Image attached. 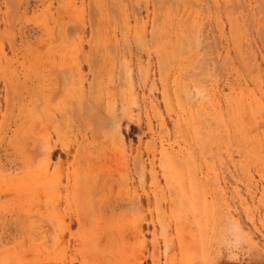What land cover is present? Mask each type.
Returning a JSON list of instances; mask_svg holds the SVG:
<instances>
[{
  "label": "rangeland",
  "instance_id": "374dc122",
  "mask_svg": "<svg viewBox=\"0 0 264 264\" xmlns=\"http://www.w3.org/2000/svg\"><path fill=\"white\" fill-rule=\"evenodd\" d=\"M71 262L264 264V0H0V264Z\"/></svg>",
  "mask_w": 264,
  "mask_h": 264
},
{
  "label": "bare ground",
  "instance_id": "6f19581e",
  "mask_svg": "<svg viewBox=\"0 0 264 264\" xmlns=\"http://www.w3.org/2000/svg\"><path fill=\"white\" fill-rule=\"evenodd\" d=\"M88 111H89V110H88ZM91 114H92V112H91ZM95 114H96V113H95ZM91 116H92V115H91ZM93 116H94V115H93ZM101 116H102V115H101ZM83 118H84V117H83ZM94 118H95V120L99 121L98 119H96L95 116H94ZM92 119H93V118H92ZM104 120L106 121V118H105ZM97 121H95V122H97ZM91 122H92V121H91ZM100 123H103V122L101 121ZM108 123H109V122H108ZM96 124H97V123H96ZM96 124L94 123V125H96ZM98 125H99V124H98ZM100 127H101V126H100ZM57 134H58V133H57ZM27 135H28V134H27ZM45 139H46V138H45ZM43 141H44V140H43ZM43 143H44V142H43ZM45 144H47V143H45ZM45 144H43L44 146H41V147H43L41 150H42V151H43V149L46 150V153H45V154L42 153V154L45 156V159L48 160L49 157H50V154H52L53 151H54L53 148H54V149L57 148V145H53V148L47 147V149H45V148H44V147L46 146ZM61 146H62V145H61ZM39 147H40V146H39ZM62 147H63V146H62ZM64 148H66V147L64 146ZM38 149H39V148H38ZM66 149H67V148H66ZM42 151H41V152H42ZM38 152H40V151H38ZM41 152H40V154H41ZM64 152H65V151H64ZM66 152H67V151H66ZM36 155H37V154H36ZM39 156H42V155H39ZM39 158H40V157H39ZM72 162H73V161H72ZM134 163H135V162H134ZM47 164H48V163H47ZM77 164H79V163L77 162L75 165H77ZM132 164H133V163H132ZM71 166H72V165H71ZM30 169H31V168H30ZM42 169H44V168H42ZM42 169L40 170L41 172H39L40 174L34 172V174H36V175L38 174L39 176H38V175H37V176L34 175L33 172H30L28 175H29V176H35L34 178H36V179L39 178L40 175H43L44 177H41L42 180L39 179V180H41V181L43 182V181H44L43 179H44L45 177H46V178H49V176H47V170H42ZM68 169H69V168H68ZM53 170L55 171V168H54ZM30 171H31V170H30ZM35 171H36V170H35ZM25 173H26V172H25ZM27 173H28V171H27ZM41 173H42V174H41ZM56 173H57V172H56ZM95 173H96V172H95ZM31 174H32V175H31ZM50 174H51V173H50ZM69 174H70V173H69ZM28 175H27V176H28ZM66 175H67V172H66ZM70 175H71V174H70ZM21 176H22V174H21ZM25 176H26V175H24V179H25L24 181H26V180L28 179V178L25 177ZM57 176H58V175H57ZM75 176H76V175H75ZM95 176H96V175H95ZM22 177H23V176H22ZM22 177H21V179H23ZM70 177H72V176H70ZM83 177H84V176H83ZM29 178H30V177H29ZM32 178H33V177H32ZM32 178H30V179H32ZM46 178H45V180H46ZM50 178H51V177H50ZM67 178H68V177H66V179H67ZM86 178H87V177H86ZM69 179H71V178H69ZM27 181H28V180H27ZM36 181L38 182V180H35V181L33 180V184H28V185H30V189H32V188H31V185H34V186H35V184H37V183H35ZM48 181H49V180H48ZM80 181H81V180H80ZM86 181H88V180H86ZM51 182L54 183L53 181H51ZM51 182H50V184H49V182H46V181H45V183H47V186H49V188H50V185L52 184ZM56 182H57V181H55V183H56ZM119 182H120V181H119ZM121 182H122V181H121ZM28 183H31V182L28 181ZM13 184H14V183H13ZM25 184H26V183H25ZM48 184H49V185H48ZM82 184H83V183L75 182V186H74V188L72 189V195H71V197H72L73 200H74V199H75V200H78V197L83 198V199L86 197V196H83V192H85V191H87V190H84V189L82 190V188H81ZM85 184H86V183H85ZM39 185H40V183H39ZM41 185H43V184H41ZM54 185H55V184H54ZM121 185H124V184L122 183ZM24 186H25V185H24ZM34 186H32V187H33V190H34ZM36 187H37V186H36ZM36 187H35V188H36ZM43 187H44L45 190L48 188V187L46 188L45 186H43ZM68 187H69V186H68ZM123 187H124V186H123ZM23 189H24V188H23ZM28 189H29V187H28ZM36 189H37V188H36ZM36 189H35V190H36ZM38 189H39V186H38ZM42 189H43V188H42ZM33 190H32L31 192H33ZM35 190H34V191H35ZM45 190H43V191L41 190V192L44 193V192L47 191V190H46V191H45ZM57 190H58V189H57ZM69 190H70V189H69ZM69 190H68V192H69ZM91 190H92V189H91ZM48 191H52L51 188H50V190H48ZM48 191L46 192V193H48V197H47V198L50 200L49 197L51 196V194H50ZM122 191H123V189H122ZM122 191H120V192H122ZM125 191H126V190H125ZM36 192H38L39 195H40V193H41V192H39V190H38V191H35V193H36ZM29 193H30V192H29ZM33 193H34V192H33ZM69 193H70V192H69ZM69 193H68V195H69ZM86 193H89V192H85L84 194H86ZM22 194H23V193H22ZM26 194H28V191L26 192ZM49 194H50V195H49ZM70 194H71V193H70ZM90 194H91V193H90ZM30 195H31V193H30L28 196H30ZM33 195H34V194H32V196H33ZM39 195H38V196H39ZM45 195H46V194H45ZM45 195H43V196H45ZM66 195H67V193H66ZM20 196H21V195H20ZM22 196H23V195H22ZM34 196H35V195H34ZM43 196H42V197H43ZM46 196H47V195H46ZM14 197H15V196H14ZM14 197H13V198H14ZM15 198H16V197H15ZM20 198H21V197H19V199H18L19 201L21 200ZM39 198H40V197H39ZM86 198H87V197H86ZM86 198H85V199H86ZM10 199H11V198H10ZM68 199H69V198H68ZM88 199H90V198H88ZM22 200H23V198H22ZM44 200H45V199H44ZM79 200H80V199H79ZM31 201H32V200H31ZM86 201H87V200H86ZM16 202H17V201L15 200L14 203L16 204ZM78 202H80V204H81V202L83 203L84 201L81 200V201H78ZM10 203H11V202H10ZM88 203H89V200L87 201V205H88L87 207L90 208L91 206H89ZM49 204H50V203H49ZM76 204H77V203H76ZM17 206H18V205H17ZM80 206H82V204H81ZM93 207H94V206H93ZM80 208H81V207H79V211H80ZM42 209H43V208H42ZM82 210H83V208H82ZM79 211H77V212H79ZM88 211H90V210H88ZM92 211H94V210H92ZM95 211H96V209H95ZM28 212H29V211H28ZM77 212H76V213H77ZM39 213H40V212H39ZM81 214H82V213H81ZM27 215H28V214H27ZM91 215L93 216L92 213H91ZM74 216H75V215H74ZM76 216H78V215L76 214ZM27 217H28V216H27ZM79 217H80V216H78V218H79ZM53 218H54V217H53ZM78 218L74 217V219H76V222L80 225L81 223L78 222ZM47 221H48V220H47ZM60 228H61V227H60ZM62 229H63V228H62ZM71 264H72V262H71ZM80 264H81V263H80Z\"/></svg>",
  "mask_w": 264,
  "mask_h": 264
}]
</instances>
